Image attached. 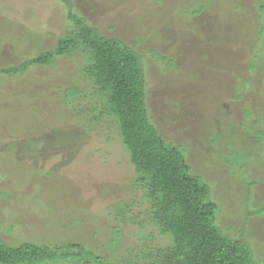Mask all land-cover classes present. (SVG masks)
<instances>
[{"label": "rangeland", "instance_id": "1", "mask_svg": "<svg viewBox=\"0 0 264 264\" xmlns=\"http://www.w3.org/2000/svg\"><path fill=\"white\" fill-rule=\"evenodd\" d=\"M69 1L73 6L65 0H0V68L56 47L60 35L74 28L71 12L84 16L106 36L125 38L138 50H147L152 42H136L149 30L139 25L149 12V26L165 32L157 45L159 50L181 53L177 65L184 71L170 82L152 72L158 63H147V101L153 121L167 141L190 143L186 153L192 171L214 185V193L218 192L215 199L232 207L219 219L223 231L251 243L258 261L264 264V215L257 214L264 204V140L244 132L241 124L246 106L264 114V38L259 43L256 37L241 42L237 38L241 28L218 20L216 15L227 9L225 4L230 0H214L208 12L182 18L177 17L182 13L178 7L188 0ZM160 10L165 12L163 18ZM260 21L259 28L264 26V20ZM83 56L81 52L62 56L51 66H33L20 76L0 79L4 90L0 92V116L3 113L5 119L0 123V172L5 177L0 183V239L14 245L21 242L19 239L51 245L83 241L106 262H117L134 257L124 252L126 247L139 251L146 244L162 245L169 239L152 224L125 223L115 212L113 205L120 201L130 205L132 216L147 207L140 201L141 189L133 185L135 167L116 124L106 119L95 129L77 126L69 111L68 118L58 121L55 129L38 119H30L41 126L38 130L32 122L26 132L15 124L23 116L19 112L26 108L33 112L36 105L37 110L42 108L41 103L53 95L51 89L58 88L63 78L69 85L76 81L79 75L75 69L83 64ZM6 91L12 93L6 95ZM238 92L243 98L231 99ZM51 100L57 101L55 96ZM186 102L191 109L188 115L183 112ZM217 116L222 117V125L229 116L237 120L233 140L237 141V151L249 158L243 171L247 182L229 180L227 153L232 149L228 144L207 142L212 130L220 129L219 123H214ZM256 128H264V121ZM9 150L18 162L5 152ZM3 190L12 198L2 195ZM74 218L79 220L71 239L58 232V238L51 235L58 223L66 222L72 229ZM42 225H46L43 230ZM114 240L119 245L116 252L112 250ZM75 259L59 264H73Z\"/></svg>", "mask_w": 264, "mask_h": 264}, {"label": "trees", "instance_id": "2", "mask_svg": "<svg viewBox=\"0 0 264 264\" xmlns=\"http://www.w3.org/2000/svg\"><path fill=\"white\" fill-rule=\"evenodd\" d=\"M65 1L73 6L71 1ZM213 1H184L178 7L182 13L177 17H192L206 13ZM228 3L225 4L227 9L217 11L218 20L233 23L241 28V34L237 37L241 42L248 37L250 39L256 37L257 43L259 39L263 40L264 26L262 24L259 28L257 24L260 25V20H264V0H230ZM169 7L173 8L171 5ZM183 7L186 9L184 10ZM227 10L231 14L227 13ZM160 11L159 15L163 18L165 12ZM148 13L140 19L139 25L149 30L136 42L143 43L147 40L152 42L147 50H138L125 38L106 36L96 26L89 24L84 16L71 12L69 18L73 21L74 28L60 35L56 47L29 56L21 63L0 68V79L20 76L33 66H51L62 56L72 57L80 52L85 55L83 64L76 66L75 71L79 75L76 81L69 85L63 78V83L60 82L58 88L51 89L50 93L53 95L46 97L41 103L42 108L37 110L38 105H36L32 112L25 107L24 113H18L23 116L15 124L19 125L20 131L26 132L31 129L30 119H38L40 123H46L48 128L53 126L55 129L54 126L58 121L62 123L68 118V111L71 112V117L74 118L77 126L95 129L99 128L106 119L115 123L123 143L129 150V161L135 167L133 185L141 189L140 201L147 204L146 210L138 211L137 216L142 217L139 220L137 216L130 214V205L123 201L113 205L115 212L122 216L121 219L125 223L135 222L140 226L152 224L158 229L159 234L168 237L169 241L162 245L146 244L142 249L139 248V251L126 247L124 252L134 256L133 258L129 255L127 259L121 258L117 262L113 259L112 262H106L101 254L85 247L83 241H65L66 244L59 242L51 245L19 239L21 242L14 245L0 239V264L48 262L59 264L61 261H68L70 257L77 260L73 264H260L251 243L242 238H233L223 231L219 219L232 207L226 205L223 200L215 199L214 194L217 195L218 192L214 193V185L202 175L192 171L186 153L190 143L167 141L153 121L155 119L147 101V63L151 61L158 63L155 72L151 67L152 72L156 77H164L170 82L173 76L178 78L184 71L179 64L177 65L181 53L174 54L159 50V42L164 38L165 32L162 31L163 28L152 29L149 26L146 18ZM253 15L257 17H252ZM166 25L168 26L167 23ZM253 33L255 36L252 35ZM261 42L264 43V40ZM261 52V56L263 54L264 57L263 48ZM252 67L256 68L254 65ZM3 91L0 88V92ZM8 92L6 91L5 94L7 95ZM54 96L57 101L53 100L51 103ZM242 98L243 95L239 92L231 96L233 100ZM184 106V114H190L188 103H184ZM243 115L241 124L244 132L252 133L259 140H264V128L255 129L256 125L264 121V114L261 115L256 107L252 109L246 106ZM225 121L224 125L220 124L223 122L222 117L217 116L214 123H219L217 127L220 129L212 130V134L206 137L207 142L210 145L218 142L228 144L232 153L226 152L228 154L226 174L229 180L240 178L243 182H247L248 179L243 171L246 170V161L249 158L241 151H237V141L233 140L238 131L237 120L229 116ZM4 122L2 113L0 123L4 124ZM32 124L37 130L41 128L40 125L37 127L33 122ZM107 141H111V138L108 137ZM10 151L5 152L10 153L16 160L14 151ZM3 180L5 177L0 172V183L4 182ZM217 182L222 183L220 179H217ZM218 189L217 187L215 191ZM6 192L3 190L1 194L4 196L6 194L8 195L6 197L11 199L12 197ZM257 214L264 215V204L257 210ZM78 220L73 219L75 226L71 225L72 229L68 228L69 224L66 222L58 223L51 235H56L57 238L61 235H57L56 232L70 235L77 229L75 227L78 226L76 224ZM41 227L43 230L46 225ZM48 236L50 235L47 233ZM69 237L71 239L72 235ZM116 247L119 248V245L114 240L112 242L114 252L117 251Z\"/></svg>", "mask_w": 264, "mask_h": 264}]
</instances>
